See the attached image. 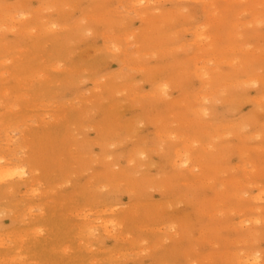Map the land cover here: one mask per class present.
Listing matches in <instances>:
<instances>
[{
    "label": "rangeland",
    "instance_id": "374dc122",
    "mask_svg": "<svg viewBox=\"0 0 264 264\" xmlns=\"http://www.w3.org/2000/svg\"><path fill=\"white\" fill-rule=\"evenodd\" d=\"M0 264H264V0H0Z\"/></svg>",
    "mask_w": 264,
    "mask_h": 264
}]
</instances>
